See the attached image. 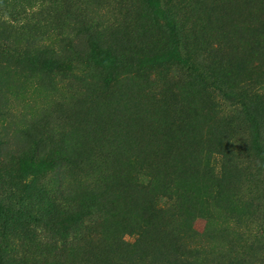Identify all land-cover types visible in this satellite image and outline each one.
<instances>
[{
    "label": "rangeland",
    "instance_id": "1",
    "mask_svg": "<svg viewBox=\"0 0 264 264\" xmlns=\"http://www.w3.org/2000/svg\"><path fill=\"white\" fill-rule=\"evenodd\" d=\"M158 5L167 12L172 8L166 0ZM202 10L211 13L209 24L226 40L224 46L202 64L182 34L169 32L166 49L179 42L176 53L194 68L173 62L155 74L151 90L146 80L114 88L103 82L85 86L70 76L72 63L65 65L67 73H36L0 55L3 149L30 147L44 123L70 155L80 156L88 173L82 178L68 163L53 170L56 144L43 141L39 154L49 156L48 163L30 166L28 172L38 179L27 187L31 194H25L19 208H44L37 182L45 178L62 180L67 189L84 179L111 182L100 203L112 214L109 242L79 244V251L68 243L56 252L53 264H264V172L242 105L245 101L259 112L264 144V0H204ZM158 36L141 41L153 43ZM191 38L201 47L207 33ZM122 44L129 46V38ZM212 70L216 75L211 79ZM200 71L214 104L195 84ZM234 78L245 82L241 100V92L221 86ZM129 178L144 189L135 193ZM74 214L67 212L62 221L70 231ZM13 232L5 264H51L50 258L22 246Z\"/></svg>",
    "mask_w": 264,
    "mask_h": 264
},
{
    "label": "trees",
    "instance_id": "2",
    "mask_svg": "<svg viewBox=\"0 0 264 264\" xmlns=\"http://www.w3.org/2000/svg\"><path fill=\"white\" fill-rule=\"evenodd\" d=\"M158 2L159 0H0V55L6 61L28 67L36 73H67L64 67L72 63L70 76L85 86L89 82H103L105 87L114 88L124 83L141 84L146 80L148 84H145V88L154 89L157 84L155 74L167 71L173 62H179L191 70L194 68L192 62L176 53L179 42L172 41L171 48L166 49V35L169 32L182 34L185 42L196 50L194 59L202 64L211 62V54L223 47L226 41L214 34L215 28L209 24L212 21L211 13L200 11L204 0H166L170 7L172 4L168 12L160 9ZM172 10L176 14L172 15ZM245 26L242 31H245ZM203 31L207 33V38L200 47L191 35ZM238 34L239 27H236L232 33L234 39ZM153 35H159L153 43L144 44L141 41ZM127 37L129 46H124L122 41ZM156 48L161 51L157 52ZM152 53L156 54L151 55ZM169 53L172 54L168 56ZM148 54L153 57L147 58ZM215 73L210 71L211 79ZM195 78L199 81L195 84L205 93L208 87L203 81L204 73L197 72ZM218 80L222 83L221 79ZM225 85L229 90L235 89L240 93L245 82H236L234 78L221 86ZM206 91V100L214 104L215 95ZM241 94L242 92L240 100L246 96ZM242 105L251 126L252 149L258 157L260 170L264 172L261 117L245 101H242ZM38 129V136L33 138L32 145L22 150H4V141L0 136V264H5L6 253L12 249L10 235L13 231L16 239L23 241L22 246L33 248L38 256L50 258L51 264L54 263L59 248L68 243L72 245V251H79V244L97 246L110 240L107 227L112 214L111 211L102 210L100 203L102 195L111 188V182L104 178L96 183L84 179L75 189H67L62 180L45 178L41 183L37 182V191L44 195V208L40 204L37 208L32 205L19 208L25 194H31L27 187L38 179L34 173L28 172L30 166L33 167L35 162H42L40 160H49L46 154H39L40 144L45 140L56 144L52 152L57 158L53 170L68 163L75 171L78 170V175L82 178L88 174L80 156L70 155L58 135L44 123ZM112 178L116 180L115 175ZM127 182L132 185L135 193L144 189V185L137 180L129 178ZM69 211L75 213L74 228L71 231L62 224L64 214L67 215ZM32 225L35 226L34 229ZM78 254L82 255L80 252Z\"/></svg>",
    "mask_w": 264,
    "mask_h": 264
}]
</instances>
